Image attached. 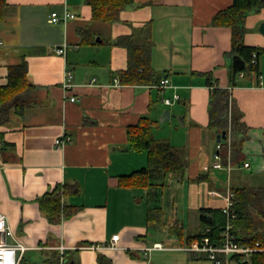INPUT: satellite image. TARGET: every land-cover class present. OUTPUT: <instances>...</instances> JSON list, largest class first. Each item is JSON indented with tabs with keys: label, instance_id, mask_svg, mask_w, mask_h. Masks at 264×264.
I'll return each mask as SVG.
<instances>
[{
	"label": "crops",
	"instance_id": "1",
	"mask_svg": "<svg viewBox=\"0 0 264 264\" xmlns=\"http://www.w3.org/2000/svg\"><path fill=\"white\" fill-rule=\"evenodd\" d=\"M232 3L133 0L118 21L107 23L93 20L88 0H6L0 88L11 67L26 63L30 92L23 109L12 107L0 118V214L13 231L0 238L27 246L22 259L51 264L63 246L69 264H213L185 249L205 229L200 210L225 206L211 192L224 195L229 177L236 188H264V7L249 11L244 36L245 44L262 50L260 81L255 73L233 76L232 31L213 25ZM64 9L76 18L49 22L52 12ZM64 44L66 54H56ZM132 44L146 48L150 84L121 82ZM164 79L169 84L160 88ZM212 84L230 90L246 127L239 154L232 153L230 130L221 141L222 169L213 168L219 134L210 126ZM175 95L177 104L164 103ZM166 109L170 119H183L187 139L171 144L186 162L184 180L174 178L173 194L167 182L125 185L122 176L148 163L147 153L131 145L129 130L142 117L160 123ZM65 136L70 140L58 147L56 140ZM59 186L73 213L54 222L39 201ZM260 231L264 236V219ZM114 235L117 248L106 247Z\"/></svg>",
	"mask_w": 264,
	"mask_h": 264
},
{
	"label": "trees",
	"instance_id": "2",
	"mask_svg": "<svg viewBox=\"0 0 264 264\" xmlns=\"http://www.w3.org/2000/svg\"><path fill=\"white\" fill-rule=\"evenodd\" d=\"M133 0H88L92 7L93 20L113 23L119 20V13ZM6 0H0V23L5 19ZM264 7V0H233L232 5L219 12L213 25L216 27H228L232 31V53L239 56L245 62V67L239 70L240 74L255 73L260 76L259 56L261 49L245 44V22L251 10H259ZM130 63L129 69L120 74L121 82L130 85L150 84L153 80V70L146 48L140 45H129ZM256 54V57H254ZM255 59V62H253ZM236 80V78H235ZM236 85V81L234 82ZM211 109L210 126L217 134L230 130L233 135L231 143L232 153L239 154L242 144L246 139V127L240 122L235 100L229 89H221L210 85ZM30 92L27 82V65L23 63L18 67L9 69L8 84L0 88V118L7 115V109L12 107L15 111L24 108V99ZM157 122L149 117H142L139 123L129 130L131 145L137 152H146L147 166L128 176H122L125 185L139 186H165L169 179L184 180L186 162L183 160L177 148L169 141L157 139L154 136V126ZM226 153V144H224ZM235 193L233 212L236 217L231 221L237 231L240 240L245 242H260L264 246V236L261 233L264 219V188L253 190L233 187ZM66 189L57 187L53 192L39 201L41 210L51 221H61L62 217L73 213L71 207L62 203ZM152 212V210L150 211ZM200 221L205 227L204 231L193 236L192 240L208 238L212 243H219L223 230L227 226L228 215L220 209H201ZM151 217V216H150ZM69 264L71 261L66 252L62 256L57 250L54 252L51 264ZM232 262L238 264H264V253L254 254L250 260L241 261L233 257ZM20 264H38L27 258H23Z\"/></svg>",
	"mask_w": 264,
	"mask_h": 264
},
{
	"label": "built area",
	"instance_id": "3",
	"mask_svg": "<svg viewBox=\"0 0 264 264\" xmlns=\"http://www.w3.org/2000/svg\"><path fill=\"white\" fill-rule=\"evenodd\" d=\"M76 15L64 9L62 12H52L49 16L50 23H65L71 19H75ZM67 49V44L62 47L55 48V53L58 55H65ZM256 57V54H254ZM255 62V59L254 61ZM261 81V76L259 77ZM73 73L68 71L65 75L64 88L69 90L72 88ZM261 83V82H260ZM169 84L168 79H164L159 85L160 88H166ZM179 99L178 95H175L172 99H165L164 103L166 105H171ZM71 101H76L75 97L71 98ZM70 140L69 137H63L56 140V145L58 147L63 146ZM217 152L214 155L213 168L222 169L224 166L222 164V143L219 142L216 146ZM245 168H249L250 164L245 163ZM229 172H231V169ZM212 196H220L225 199V206L223 211L228 215V222L226 228L223 230L221 235V240L219 243H212L208 238L203 240H194L185 249L191 252L195 256L206 255V257L213 262V264H230L232 258L236 257L241 261H248L254 254L264 253V246L260 242H245L241 241L240 237L235 231L234 225L231 221L236 217V213L233 212L232 208L234 205L235 193L233 191L232 181L230 177L228 178V183L226 185V193L220 195L216 191L211 192ZM0 235L4 238L7 236H13V231L7 225L6 217L0 214ZM119 240V235H114L111 242L106 244V247L117 248V242ZM160 247V246H159ZM98 247L92 246V249H97ZM28 250L27 246L18 242L13 245H9L6 241H2L0 238V264H20L24 253ZM60 254L63 256L66 252L65 247L60 246L58 248ZM64 263V259L61 260V264Z\"/></svg>",
	"mask_w": 264,
	"mask_h": 264
},
{
	"label": "rangeland",
	"instance_id": "4",
	"mask_svg": "<svg viewBox=\"0 0 264 264\" xmlns=\"http://www.w3.org/2000/svg\"><path fill=\"white\" fill-rule=\"evenodd\" d=\"M176 103V102H175ZM177 104V103H176ZM173 107H168V109H172ZM167 109V110H168ZM180 129L181 134L178 135V130ZM183 130V131H182ZM154 136L157 139H161V140H168L170 143H183L184 141H186L185 137V133H184V129H182V123L180 121V119L175 118V119H169L163 123H158L154 126ZM245 175H251V172L246 171ZM167 184L172 187L173 192L175 191V180L173 179V181L171 180V183L168 181H166ZM161 190V189H160ZM166 197V195H165ZM235 264V263H233Z\"/></svg>",
	"mask_w": 264,
	"mask_h": 264
},
{
	"label": "water",
	"instance_id": "5",
	"mask_svg": "<svg viewBox=\"0 0 264 264\" xmlns=\"http://www.w3.org/2000/svg\"><path fill=\"white\" fill-rule=\"evenodd\" d=\"M260 31L264 34V23L261 24ZM98 42L101 43V39L100 38H98ZM245 65L246 64H245V62L243 61L242 58H240L239 56H235L233 58V64H232L233 76L235 77L237 75V73L239 72V70L244 68ZM170 117H171V112H170V110L166 109V110H164V112H163V114H162V116L160 118V122L163 123V122L169 120ZM180 121L183 124V119L182 118H180ZM226 137H227V132L224 131V132H222L221 134H219L217 136V140H218V142H221L222 140H225Z\"/></svg>",
	"mask_w": 264,
	"mask_h": 264
}]
</instances>
